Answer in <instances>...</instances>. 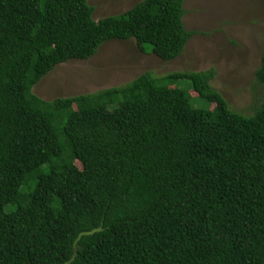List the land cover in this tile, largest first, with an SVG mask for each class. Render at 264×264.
Masks as SVG:
<instances>
[{"label": "trees", "instance_id": "16d2710c", "mask_svg": "<svg viewBox=\"0 0 264 264\" xmlns=\"http://www.w3.org/2000/svg\"><path fill=\"white\" fill-rule=\"evenodd\" d=\"M91 11L0 0V264H264V100L232 111L213 68L50 101L31 92L103 41L169 61L193 33L181 0ZM254 77L264 87V47Z\"/></svg>", "mask_w": 264, "mask_h": 264}, {"label": "rangeland", "instance_id": "374dc122", "mask_svg": "<svg viewBox=\"0 0 264 264\" xmlns=\"http://www.w3.org/2000/svg\"><path fill=\"white\" fill-rule=\"evenodd\" d=\"M138 1L86 3L92 8L91 18L97 20L124 12ZM181 7L183 27L193 33L175 58L163 61L150 52L149 45L144 44L141 51L131 38L109 39L86 59L55 65L31 87V92L50 101L121 85L143 72L160 76L213 68L209 84L232 111L250 114L264 100V87L254 77L264 47V0H181ZM176 83L190 87L186 80ZM187 91L194 107H212L191 88Z\"/></svg>", "mask_w": 264, "mask_h": 264}]
</instances>
